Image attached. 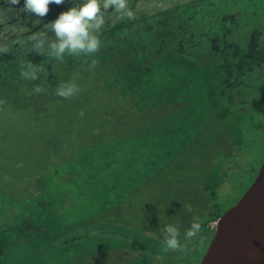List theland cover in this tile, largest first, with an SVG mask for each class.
Masks as SVG:
<instances>
[{
  "label": "rangeland",
  "instance_id": "obj_1",
  "mask_svg": "<svg viewBox=\"0 0 264 264\" xmlns=\"http://www.w3.org/2000/svg\"><path fill=\"white\" fill-rule=\"evenodd\" d=\"M208 2L210 12L218 6L226 9L225 17L205 15ZM23 3L0 0V53L13 36L27 33L20 28ZM133 3L128 0V7ZM178 6H184L183 13L185 6L193 8L184 13L192 39L184 41L185 56L200 77L209 78L181 94L185 102L180 109L169 105L145 121L124 120L123 102L118 106L114 101L119 82L104 71L96 81L78 79L85 92L80 107L41 114L39 120L33 116L28 121V114L17 117L23 129L17 131L19 144L9 158L30 175L25 183L32 196L12 205L0 198V264L201 263L213 237L205 215L214 210L209 194L219 184L226 212L249 189L264 161V0H139L130 8L137 10L136 19L104 15L111 24L119 19L138 23ZM26 17L47 23L30 13ZM149 24L145 33L157 28L156 21ZM114 46L109 42L99 48L105 53ZM160 54L165 66L173 63L167 60L172 50ZM48 63L53 75L55 61ZM213 91L221 100L211 104ZM224 104L245 114L241 125L232 126L235 136L229 147L234 150L241 142L242 150L239 157L218 162L224 147L210 142L224 124L216 125L211 108ZM205 129L212 137L204 142L211 146L187 162L189 172L183 177L171 155L187 144L190 132L203 135ZM53 131L63 141L49 155L43 137ZM42 210H50L51 219L33 223L30 218ZM193 223L200 230L189 238ZM168 226L178 230L179 250H165Z\"/></svg>",
  "mask_w": 264,
  "mask_h": 264
},
{
  "label": "trees",
  "instance_id": "obj_2",
  "mask_svg": "<svg viewBox=\"0 0 264 264\" xmlns=\"http://www.w3.org/2000/svg\"><path fill=\"white\" fill-rule=\"evenodd\" d=\"M80 1L64 0V3L60 5L50 4L49 12L41 18V20H47L46 24L43 22L40 25V22L33 19L25 21L26 12L21 13L23 20L20 28L27 33L16 34L7 49L0 53V198L8 200L7 205L22 203L21 199L25 200L26 196L31 201L32 196V193L28 194L25 183L30 175H25L22 167L16 165L14 167L9 158L19 144L17 131L20 133L23 129L17 118L19 115L28 114V121H31L33 116L39 120L41 114L56 112L71 105L80 107L83 99L80 94L85 92L78 79L88 77L89 80L96 81L99 79V73L106 71L110 78L115 77L119 82L115 87L117 93L114 101L118 106H121L123 102L121 118L145 121L150 113H162L169 105L180 109V102L184 101L180 100L181 94L195 90L191 84L209 79L206 74L199 76L195 63L188 60L183 51L184 46L188 45L184 41L192 42L189 36L191 28L185 21L184 14L193 9L191 6H185L184 13L181 11L184 6L165 9L157 13L155 17L144 16L141 18L142 22L138 23L120 19L111 24L105 18L102 30L96 34L101 41L100 46L109 42L114 43L112 51L108 50L104 53L98 48L97 51L88 54L84 52L70 54L66 51L59 56L56 55L51 45L58 43L59 38L46 26L62 11H67ZM138 2L139 0H134L130 8L135 9ZM211 6L212 3L208 2L205 9V15L211 19L218 16L225 17L227 14L226 9L221 6L210 12ZM136 11L133 12L134 16L138 15ZM137 17L139 16L134 18ZM154 21L157 22V28L145 33V26ZM30 31L36 32L30 34L28 33ZM163 49L173 51V55L167 57V60L173 62L171 65H164V56L160 54ZM50 61H55L53 75L49 70L48 62ZM94 61H97L95 65ZM185 67L189 70H185ZM67 86H75L78 89L76 91L78 95L64 98L56 94L57 89ZM216 91H213L214 99L211 100V104L221 100ZM211 109L216 125L224 124V129L219 131L218 138L210 144L215 143L224 147V156H221L218 162L231 161L239 157L242 150L241 142L234 150L229 148L233 146L231 138L235 136L232 134V126L241 125L240 116L245 114L225 104ZM88 122L90 123V120ZM225 124L228 125L227 130ZM38 132L40 131L37 130L36 133ZM211 137L208 129H205L203 135L190 132L186 138L187 144L177 150L176 154L171 155L173 160H176L173 163L174 168L179 167L183 177L189 172L187 162L195 156H202L203 152L209 150L211 145L204 141ZM22 139L23 136L20 135V140ZM61 141H63L62 135L56 131L43 137L49 155L57 152ZM219 181V179L216 180L217 183ZM218 185L209 194L214 210L212 213L205 214L208 229H210L209 223L218 221L224 213L219 201L220 187ZM209 189L210 186L206 188L207 191ZM20 194L22 196L18 202ZM1 204L3 205L2 202ZM47 217L49 221L50 210L37 212L30 219L33 223L39 224L44 223ZM73 229V227L67 228V231ZM133 246L135 249L138 248V243L134 242Z\"/></svg>",
  "mask_w": 264,
  "mask_h": 264
},
{
  "label": "clouds",
  "instance_id": "obj_3",
  "mask_svg": "<svg viewBox=\"0 0 264 264\" xmlns=\"http://www.w3.org/2000/svg\"><path fill=\"white\" fill-rule=\"evenodd\" d=\"M9 2L12 5H17L20 0H9ZM62 3L64 0H24L23 9L26 13L43 18L49 12L50 4L60 5ZM108 11L110 14H118L120 17L134 18L133 11L128 7V0H81L80 3L70 7L67 11H62L54 21L46 26L59 38L58 43L51 45L55 54L59 56L66 51L70 54L80 52L88 54L97 51L101 41L96 33L102 30L105 24L104 14ZM93 63L95 65L97 61ZM76 91L78 89L75 86H67L57 89L56 94L64 98H71ZM199 230L200 224L193 223L186 235L190 238L196 235ZM166 232L169 237L166 240L165 250H179L181 245L178 240L177 228L168 226Z\"/></svg>",
  "mask_w": 264,
  "mask_h": 264
},
{
  "label": "water",
  "instance_id": "obj_4",
  "mask_svg": "<svg viewBox=\"0 0 264 264\" xmlns=\"http://www.w3.org/2000/svg\"><path fill=\"white\" fill-rule=\"evenodd\" d=\"M200 264H264V161L243 197L219 218Z\"/></svg>",
  "mask_w": 264,
  "mask_h": 264
},
{
  "label": "built area",
  "instance_id": "obj_5",
  "mask_svg": "<svg viewBox=\"0 0 264 264\" xmlns=\"http://www.w3.org/2000/svg\"><path fill=\"white\" fill-rule=\"evenodd\" d=\"M211 223H213V222H211ZM211 228L214 230H216V228H217V221H214V223L211 225Z\"/></svg>",
  "mask_w": 264,
  "mask_h": 264
},
{
  "label": "flooded vegetation",
  "instance_id": "obj_6",
  "mask_svg": "<svg viewBox=\"0 0 264 264\" xmlns=\"http://www.w3.org/2000/svg\"><path fill=\"white\" fill-rule=\"evenodd\" d=\"M209 230V234H212L213 236H214V234H215V229L213 230L212 228H210V229H208ZM212 239H213V237H212Z\"/></svg>",
  "mask_w": 264,
  "mask_h": 264
},
{
  "label": "bare ground",
  "instance_id": "obj_7",
  "mask_svg": "<svg viewBox=\"0 0 264 264\" xmlns=\"http://www.w3.org/2000/svg\"><path fill=\"white\" fill-rule=\"evenodd\" d=\"M35 74V73H34ZM35 76V75H34ZM225 212V211H224Z\"/></svg>",
  "mask_w": 264,
  "mask_h": 264
}]
</instances>
